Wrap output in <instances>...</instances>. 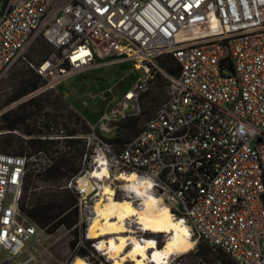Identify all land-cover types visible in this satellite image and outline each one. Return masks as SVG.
<instances>
[{
    "label": "built area",
    "instance_id": "1",
    "mask_svg": "<svg viewBox=\"0 0 264 264\" xmlns=\"http://www.w3.org/2000/svg\"><path fill=\"white\" fill-rule=\"evenodd\" d=\"M40 39L52 52L35 64L28 57ZM166 56L176 61L172 71L160 63ZM124 57L143 74L125 92L124 111L103 117L100 128L112 136L101 137L87 121L89 133L67 138L97 142L117 173L153 180L191 237L231 264H264V0H0V83L28 63L44 82L30 97L59 93L77 74ZM157 75L167 98L117 151L108 142L117 126L109 125L143 115ZM32 159L0 151V264H45L40 248L48 233L21 207ZM81 175L65 188L77 193L86 223ZM127 225L163 246L161 234L134 219ZM85 238L106 256L99 239L89 231ZM92 255L86 260L94 264Z\"/></svg>",
    "mask_w": 264,
    "mask_h": 264
},
{
    "label": "rangeland",
    "instance_id": "2",
    "mask_svg": "<svg viewBox=\"0 0 264 264\" xmlns=\"http://www.w3.org/2000/svg\"><path fill=\"white\" fill-rule=\"evenodd\" d=\"M52 52V48L43 40L40 39L32 48L28 59L37 64L46 58ZM170 57H164L162 60ZM161 63V61H160ZM162 65V63H161ZM163 66V65H162ZM143 74L141 68L136 63V61L129 60L128 57H124L122 61L117 62L116 64H108L102 65L99 68H91L84 72L77 74L75 77L68 80L64 83L60 89L59 93H53L54 96H51V101L56 102L55 106H48L42 115L38 114L35 108H32L30 111L33 114L31 118L32 122H35L42 116L44 120L40 119L41 123H46L47 121L53 125L54 127L50 128L49 133L46 135L50 139H66L68 133L63 129V126H60L59 129H63L62 131H58L56 125L52 124L55 118H58V121L61 125L70 123L76 129H80L82 125L87 126V121H90L92 125L95 127L97 133L101 135V137H108L112 136L111 132L102 131L101 124L102 119L105 115H111L114 112L124 111L123 107V97L125 92L128 88L133 86L135 82L139 79V77ZM35 75V71L28 63H21L18 64L11 73L0 83V107L5 105L10 97L19 89V85L22 81L27 80L28 78ZM50 94V93H46ZM46 94L38 95L30 97L31 95L25 97L20 102L13 103L9 106L4 107L0 111V116L2 113L13 109L27 101L31 98L39 99L40 101L48 100L46 98ZM52 94V93H51ZM29 97V98H28ZM57 97V98H55ZM167 98V85L161 80L160 76H156L152 91L144 96L143 100V115L140 117V123L143 125L146 121L151 118L155 112L157 111L160 104ZM42 103V102H41ZM44 103V102H43ZM46 104V103H45ZM60 107L61 110L56 111L55 108ZM118 113V112H117ZM61 115V116H60ZM78 118L82 119L81 124H77ZM122 120L112 122L109 125V128H113L114 125H118ZM119 128H116V135H120L118 132ZM127 133V132H125ZM18 137L12 141V150L13 151H20L21 140H19L22 136L21 131L17 132ZM130 135V134H129ZM128 134L124 136V139L129 137ZM24 136H22L23 138ZM39 137V136H37ZM52 137V138H51ZM116 137V136H115ZM114 137V138H115ZM5 141L3 139L0 140V146L3 145ZM25 151L28 157H33L31 161H38L40 162V166H46L49 163V157L51 156L50 152H43L38 153L37 149H30L28 145H24ZM115 149L118 151L122 147L121 145L117 144ZM87 152L88 157L87 159L84 158L83 166L85 170V174H82V177L88 176L90 171L97 167L95 162V158L104 156L101 147L97 142L92 141L91 146L88 147L87 144ZM38 159V160H37ZM108 159L110 160V155H108ZM112 170V174L114 177L117 176V172L115 167L110 165ZM114 187L117 191V198L124 199L129 196H135L136 194H131L125 190L124 184L121 181H117L114 178ZM97 182V181H96ZM109 180H105L104 182H100L99 187H103V185L108 184ZM100 192L92 193L91 195H86L84 199V209L87 211L89 215V220L87 222H82L81 220V210L80 206H78L79 212V222L78 226V234H79V241L77 246L72 249L71 242L76 239L75 233L73 229H67L66 227H61L55 234H48L43 235L44 238V245L40 248V259L44 261L45 264H73V262L77 258H82L86 260V257H82L79 255V250L81 248H85L88 250L89 255L94 253L90 257V260H94V264L99 263H107L113 264L110 260L107 262L108 258L103 256L102 254L98 253L93 249V246L90 244L89 241L86 240L85 235L89 231V226L91 225L94 217H95V204L100 200V197L97 195ZM137 199V195L135 196ZM80 199L78 198V203ZM89 203V204H88ZM137 204L140 201H136ZM162 245L165 244L166 239L168 238L166 234H161L158 236ZM85 239L86 244H80V241ZM196 241V239H194ZM205 245L203 241H196L195 248L184 254L175 256L170 264H194L198 261H206V262H213L220 257H212L210 255L209 258L203 257L199 252V245ZM263 249H264V240H263ZM88 255V256H89ZM8 254L4 252L2 254V259H6ZM88 263V260H86ZM93 264V263H91ZM127 264H131L127 263ZM133 264V263H132ZM223 264H231L229 262H225Z\"/></svg>",
    "mask_w": 264,
    "mask_h": 264
},
{
    "label": "trees",
    "instance_id": "3",
    "mask_svg": "<svg viewBox=\"0 0 264 264\" xmlns=\"http://www.w3.org/2000/svg\"><path fill=\"white\" fill-rule=\"evenodd\" d=\"M166 57L170 58L161 60V63L164 68L172 71L176 61L172 56ZM43 83V80L36 73L27 80L22 81L19 89L5 105L0 107V111L13 103L21 102L22 99L36 91ZM44 96L48 99L46 102L31 98L1 114L0 140L3 139L5 142L0 146V151L25 155L24 145L26 144L30 149H37L38 153H51L48 159L49 163L46 166H40L38 159L36 162L29 161L21 207L40 227L46 229L48 234H55L61 227L73 229L76 239L71 242V248L74 249L79 241L78 227L74 228L79 222L78 195L75 191L65 188V186L72 178L85 173L83 161L85 155L89 156L87 141L81 138L50 139L46 136L50 128L54 126L48 121L41 123L40 119L44 120L42 113L48 106H55L57 103L51 101V96H54L53 93ZM32 108H35L38 114L42 115L35 122L31 121L33 114L30 110ZM55 110L59 111L61 108L57 107ZM77 120V124L82 123V119L78 118ZM140 120V117L135 116L122 120L117 125L120 135H116L113 139H108V142L113 147L117 146V144L121 145L122 147H119L120 149L118 150L120 151L125 144L131 142L140 133L142 127ZM52 124L56 125L58 129L63 126L68 136H76L78 133L86 134L91 131L84 124L80 129H76L70 123L61 125L58 118H55ZM63 129L61 128L58 131ZM18 131H21L22 136H24L19 139L23 145L20 151H13L11 149L12 141L18 137ZM126 134L130 135L127 139H124ZM198 248L200 254L205 258H209L210 255L213 258L218 256L220 258L217 260L231 263L226 253L223 251L218 254L214 253L212 247L206 242L205 245L201 243ZM79 255L86 257L89 252L85 248H81Z\"/></svg>",
    "mask_w": 264,
    "mask_h": 264
},
{
    "label": "bare ground",
    "instance_id": "4",
    "mask_svg": "<svg viewBox=\"0 0 264 264\" xmlns=\"http://www.w3.org/2000/svg\"><path fill=\"white\" fill-rule=\"evenodd\" d=\"M102 156L97 167L85 177H80L79 189L87 195L98 193L100 200L95 204V217L89 226L91 239H99L100 249L113 264H170L175 256L184 255L195 248L196 241L187 224L175 217L174 212L154 192L156 186L150 178H140L136 173L120 172L116 177ZM114 178L135 196L118 199ZM109 180L99 187L100 182ZM97 181V182H96ZM155 186V187H154ZM136 201H140L139 204ZM129 219L150 233L166 234L167 240L161 247L151 238L141 239L127 225ZM73 264H90L77 258Z\"/></svg>",
    "mask_w": 264,
    "mask_h": 264
},
{
    "label": "crops",
    "instance_id": "5",
    "mask_svg": "<svg viewBox=\"0 0 264 264\" xmlns=\"http://www.w3.org/2000/svg\"><path fill=\"white\" fill-rule=\"evenodd\" d=\"M106 65H108V64H105V66H106ZM113 65H114V64H113ZM101 66H102V65H101ZM101 66H100V67H101ZM98 68H99V67H98Z\"/></svg>",
    "mask_w": 264,
    "mask_h": 264
}]
</instances>
